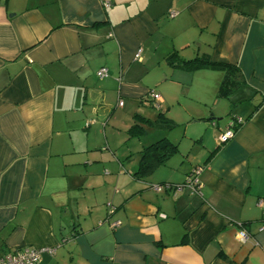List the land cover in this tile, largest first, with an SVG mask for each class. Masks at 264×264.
<instances>
[{
	"label": "crops",
	"instance_id": "1",
	"mask_svg": "<svg viewBox=\"0 0 264 264\" xmlns=\"http://www.w3.org/2000/svg\"><path fill=\"white\" fill-rule=\"evenodd\" d=\"M198 56L240 84L220 96L225 68L180 65ZM117 99L135 120L118 142ZM162 139L175 152L137 178ZM26 246L55 249L39 264H264V0H0V256Z\"/></svg>",
	"mask_w": 264,
	"mask_h": 264
},
{
	"label": "built area",
	"instance_id": "2",
	"mask_svg": "<svg viewBox=\"0 0 264 264\" xmlns=\"http://www.w3.org/2000/svg\"><path fill=\"white\" fill-rule=\"evenodd\" d=\"M177 15V12H173L170 14V17H175ZM142 52L143 49L140 47L136 54L135 58L138 60L142 59ZM98 76L100 78H104L108 76V68L102 67L98 71ZM150 104L152 107L156 109H160L162 98L160 94H158L156 91L152 90L149 93L148 97ZM118 106L123 107L124 106V100H119ZM89 124V123H88ZM243 124V119L240 116L233 115L229 118L228 126L226 130L219 134L218 136V142L221 144L226 143L228 140L232 139L235 136L236 131L240 128V126ZM203 170V167L201 165H198L194 167V169L189 174L185 184L183 185L188 187L192 193L200 192V188L202 186V183L200 182L199 175L201 171ZM164 185H155L154 189L160 191L163 189ZM178 189H181L182 186L177 187ZM119 222H116L115 225H117ZM241 237L243 238L245 236V232H240ZM45 251L50 252L53 254L55 252V249L53 248H34V247H22L10 252H7L0 256V264H39L41 261V254Z\"/></svg>",
	"mask_w": 264,
	"mask_h": 264
},
{
	"label": "trees",
	"instance_id": "3",
	"mask_svg": "<svg viewBox=\"0 0 264 264\" xmlns=\"http://www.w3.org/2000/svg\"><path fill=\"white\" fill-rule=\"evenodd\" d=\"M170 59H174V54L170 55ZM180 65L187 69H196L199 67L225 68L227 70V74L219 89L220 96L228 95L235 86L240 84L230 76L231 73H233L231 67L228 65L214 63L209 57L206 56H198L189 60H182ZM231 116H233V114H231L230 117ZM133 128H137V126L134 125ZM176 148L177 146L171 144L167 139L159 140L156 143L146 147L141 152L139 166L135 172V176L137 178H143L153 172L158 166L164 164L168 160V158L175 152Z\"/></svg>",
	"mask_w": 264,
	"mask_h": 264
},
{
	"label": "rangeland",
	"instance_id": "4",
	"mask_svg": "<svg viewBox=\"0 0 264 264\" xmlns=\"http://www.w3.org/2000/svg\"><path fill=\"white\" fill-rule=\"evenodd\" d=\"M113 104H114V107H117L118 106V99L117 100H115V101H113ZM143 107V106H142ZM125 107H122V108H119V110L116 112V114H115V119H114V123L116 124H119L120 125V127H118V128H120L119 129V132H121V134L119 135V136H115L116 137V139L114 138V140L116 141V142H118V140H122V138L125 136L126 137V130L129 128V125H127V124H134V114L132 113V114H127L126 112H127V110H125L124 109ZM117 109V108H116ZM143 109V111H140L141 113L140 114H143V115H145V113L146 114H149V112H152V113H158V109H156V108H153V107H150L148 104H145L144 105V107L142 108ZM125 114H124V113ZM146 116H148V115H146ZM226 119H227V116L224 114L223 116H222V119L220 120V122H221V124H222V127H224V123H225V121H226ZM137 121V120H136ZM140 121V120H139ZM110 126V125H109ZM116 126V125H115ZM115 129V128H114ZM116 130V129H115ZM224 130V129H223ZM225 131V130H224ZM155 133V132H154ZM156 140V139H155ZM132 161H134V159L132 160Z\"/></svg>",
	"mask_w": 264,
	"mask_h": 264
}]
</instances>
